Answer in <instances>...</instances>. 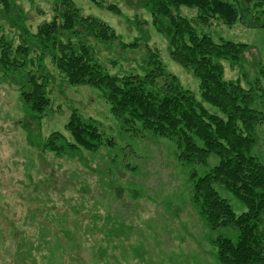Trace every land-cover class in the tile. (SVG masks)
Returning a JSON list of instances; mask_svg holds the SVG:
<instances>
[{"label":"rangeland","instance_id":"1","mask_svg":"<svg viewBox=\"0 0 264 264\" xmlns=\"http://www.w3.org/2000/svg\"><path fill=\"white\" fill-rule=\"evenodd\" d=\"M71 1L81 14L104 21L116 33L112 40L87 39L106 70L143 75L145 57L153 50L166 70L201 100L197 77L170 56L166 37L152 22L148 0H101L100 5ZM17 3L23 26L32 32L55 14L54 0ZM251 5L252 13L264 11V2ZM180 11L195 19V9ZM192 23L214 40L249 45L242 66L225 64L224 77L256 88L262 98L255 106L264 111V78L257 71L264 64V28L239 20L231 26L217 19ZM19 32L0 19V35L13 46ZM42 59L50 102L37 122L23 111L18 81L0 73V264H222L213 239L223 234L235 240L237 232L206 224L191 198L190 178L192 172L201 176L216 164L217 155L210 154L205 164L182 160L173 140L139 126L123 127L98 88L69 84L50 56ZM72 111L97 121L109 142L81 148L77 156L42 150L54 131L73 140L66 129ZM255 137L251 153L264 164V121ZM218 189L236 213L245 209L227 189Z\"/></svg>","mask_w":264,"mask_h":264},{"label":"trees","instance_id":"2","mask_svg":"<svg viewBox=\"0 0 264 264\" xmlns=\"http://www.w3.org/2000/svg\"><path fill=\"white\" fill-rule=\"evenodd\" d=\"M91 1L101 4V0ZM148 1L152 22L166 37L170 56L197 77L201 100L166 70L153 50L145 57L143 75L120 76L106 70L95 59L87 39L112 40L116 33L104 21L81 14L71 0H54L53 18L34 32L23 26L17 0H0V19L20 31L15 46L0 35V73L18 81L23 111L37 122L49 108L48 73L42 58L50 56L69 84L98 88L123 127L139 126L173 140L186 162L205 164L210 154L217 155L218 162L203 175L192 172L191 198L199 204L201 217L210 228L230 227L237 232L235 240L223 234L213 239L220 263L264 264V164L251 153L257 126L264 121V111L255 106L262 97L238 78L224 77L225 64L242 66L249 45L214 40L197 32L192 23L217 19L231 26L239 20L249 27L264 28V11L251 10L252 3L264 0ZM181 7L195 9V19L183 15ZM108 8L116 9L112 4ZM257 71L264 78V64ZM66 129L73 140L54 131L42 142V150L77 156L82 154L81 148L96 149L109 142L97 121L76 111ZM218 187L227 189L245 209L236 213Z\"/></svg>","mask_w":264,"mask_h":264}]
</instances>
